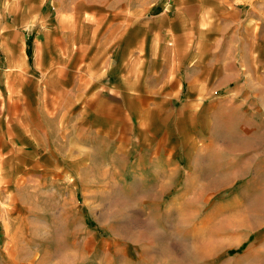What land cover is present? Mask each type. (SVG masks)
Here are the masks:
<instances>
[{
  "label": "rangeland",
  "instance_id": "rangeland-1",
  "mask_svg": "<svg viewBox=\"0 0 264 264\" xmlns=\"http://www.w3.org/2000/svg\"><path fill=\"white\" fill-rule=\"evenodd\" d=\"M223 1L0 0V36L18 21L28 45L59 24L102 27L120 15L202 17L199 32L222 38L220 57L207 43L199 62L200 107H181L182 84L172 114L126 109L127 133L139 137L125 140L122 166H99L105 156L82 148L77 166L52 155L45 166L18 155L0 166V264H264V0ZM141 78L145 97L167 96L168 77L143 68Z\"/></svg>",
  "mask_w": 264,
  "mask_h": 264
},
{
  "label": "crops",
  "instance_id": "crops-1",
  "mask_svg": "<svg viewBox=\"0 0 264 264\" xmlns=\"http://www.w3.org/2000/svg\"><path fill=\"white\" fill-rule=\"evenodd\" d=\"M181 16L127 24L120 15L102 27L86 20L69 31L59 24L53 32L35 36L30 45L18 21L8 24L0 36V163L6 161L0 166H12L15 155L21 166H45L46 159L54 162L51 155L58 161L68 156V166H77L81 148L105 156L99 166H122L125 140L139 137L127 133V108L130 117L136 107L149 106L170 107L166 112L172 114L173 95L182 84L186 92L181 107H200L208 79L199 62L206 57L207 43L214 44V61L220 57L222 38L199 32L205 25L202 17ZM132 26L124 40L120 35ZM192 28L198 31L193 36ZM143 68L155 81L168 77L165 98L153 101L139 91L141 82L149 83L141 78ZM190 71L195 80L190 81ZM169 121L172 128L173 116Z\"/></svg>",
  "mask_w": 264,
  "mask_h": 264
}]
</instances>
